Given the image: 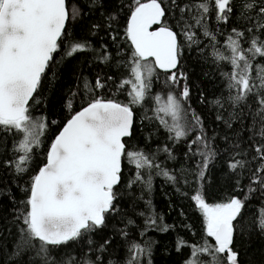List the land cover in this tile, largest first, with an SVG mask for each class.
I'll return each mask as SVG.
<instances>
[{
    "label": "snow or ice",
    "instance_id": "snow-or-ice-1",
    "mask_svg": "<svg viewBox=\"0 0 264 264\" xmlns=\"http://www.w3.org/2000/svg\"><path fill=\"white\" fill-rule=\"evenodd\" d=\"M0 264H264V0H0Z\"/></svg>",
    "mask_w": 264,
    "mask_h": 264
},
{
    "label": "trees",
    "instance_id": "trees-1",
    "mask_svg": "<svg viewBox=\"0 0 264 264\" xmlns=\"http://www.w3.org/2000/svg\"><path fill=\"white\" fill-rule=\"evenodd\" d=\"M194 67H195V71L197 73H199L201 66L199 64H196V65H194ZM193 106H196L195 100L193 101ZM161 183H162L161 179L157 178L155 180V195H154L153 203L156 205V210L158 212H163V213L166 214V218H167L168 223H172L173 222V218L176 217V212L173 211V212H171L169 214V210H168V207H167V200L165 199L164 195L161 192V188H160ZM164 191L172 193L173 189L171 187H165ZM172 199H173L174 203H178L179 202L178 198L175 195H173ZM150 235L156 236V238H158V239L161 238V237L157 236L156 233H150ZM164 238L167 239L168 237H164ZM158 255L159 254L157 253V256Z\"/></svg>",
    "mask_w": 264,
    "mask_h": 264
}]
</instances>
